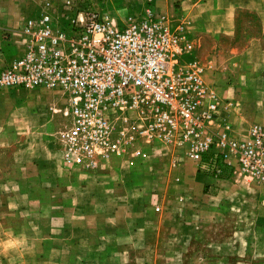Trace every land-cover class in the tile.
I'll return each mask as SVG.
<instances>
[{
	"label": "crops",
	"instance_id": "1",
	"mask_svg": "<svg viewBox=\"0 0 264 264\" xmlns=\"http://www.w3.org/2000/svg\"><path fill=\"white\" fill-rule=\"evenodd\" d=\"M155 10L213 37L231 35L242 10L260 19L249 46L208 60L204 82L220 103L214 129L244 138L264 128V0H159ZM34 12L33 0H0V70L23 55L19 29ZM58 96L0 90V238L12 230L29 242L0 252V264H264V186L238 172L212 180L144 139L93 167L67 161Z\"/></svg>",
	"mask_w": 264,
	"mask_h": 264
},
{
	"label": "built area",
	"instance_id": "2",
	"mask_svg": "<svg viewBox=\"0 0 264 264\" xmlns=\"http://www.w3.org/2000/svg\"><path fill=\"white\" fill-rule=\"evenodd\" d=\"M154 1L122 25L92 9L63 24L47 4L23 19L25 50L0 70V90L44 87L67 96L64 157L79 166L109 162L144 139L182 151L212 180L238 172L264 186V128L237 138L212 127L220 103L205 85L195 42Z\"/></svg>",
	"mask_w": 264,
	"mask_h": 264
},
{
	"label": "rangeland",
	"instance_id": "3",
	"mask_svg": "<svg viewBox=\"0 0 264 264\" xmlns=\"http://www.w3.org/2000/svg\"><path fill=\"white\" fill-rule=\"evenodd\" d=\"M159 0L153 2L155 9L158 8ZM35 12L43 9L49 4L48 9L53 17L65 24L67 19L78 12L92 9L97 11L102 17H106L113 23L122 25L126 23L130 17L141 14L147 6V0H74L70 5H64L60 0H33ZM171 23L176 25L183 23L187 27L189 34H194L195 47L198 53L197 57L202 65L205 66L208 60L216 54H224L230 50H242L249 46L253 40L260 34V26L255 23L253 16L245 13L243 10L235 15V25L231 35L221 34L219 37H213L209 33L196 31L190 19L177 15H169ZM51 91V89H50ZM56 91V90H52ZM67 102V96H58ZM46 106L50 104L43 101ZM66 105V107H67ZM67 116L63 115V121ZM149 143L148 140H145Z\"/></svg>",
	"mask_w": 264,
	"mask_h": 264
},
{
	"label": "clouds",
	"instance_id": "4",
	"mask_svg": "<svg viewBox=\"0 0 264 264\" xmlns=\"http://www.w3.org/2000/svg\"><path fill=\"white\" fill-rule=\"evenodd\" d=\"M15 205H12L14 207ZM29 246L27 238L23 235H16L12 230L3 233L0 238V252H10L14 250H22Z\"/></svg>",
	"mask_w": 264,
	"mask_h": 264
},
{
	"label": "trees",
	"instance_id": "5",
	"mask_svg": "<svg viewBox=\"0 0 264 264\" xmlns=\"http://www.w3.org/2000/svg\"><path fill=\"white\" fill-rule=\"evenodd\" d=\"M247 14L253 16V19H254L255 23L258 24V25L260 26V32H261L262 22L260 21V19H259L255 14H252V13H247Z\"/></svg>",
	"mask_w": 264,
	"mask_h": 264
}]
</instances>
